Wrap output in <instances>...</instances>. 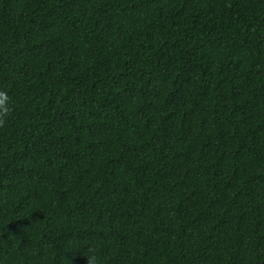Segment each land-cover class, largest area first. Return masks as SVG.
<instances>
[{
  "label": "trees",
  "instance_id": "16d2710c",
  "mask_svg": "<svg viewBox=\"0 0 264 264\" xmlns=\"http://www.w3.org/2000/svg\"><path fill=\"white\" fill-rule=\"evenodd\" d=\"M0 264H264V0H0Z\"/></svg>",
  "mask_w": 264,
  "mask_h": 264
},
{
  "label": "clouds",
  "instance_id": "9594fccd",
  "mask_svg": "<svg viewBox=\"0 0 264 264\" xmlns=\"http://www.w3.org/2000/svg\"><path fill=\"white\" fill-rule=\"evenodd\" d=\"M11 111L12 109L10 107V97L8 92L0 89V128L5 126ZM83 255L86 257V264H104L95 248H88Z\"/></svg>",
  "mask_w": 264,
  "mask_h": 264
}]
</instances>
